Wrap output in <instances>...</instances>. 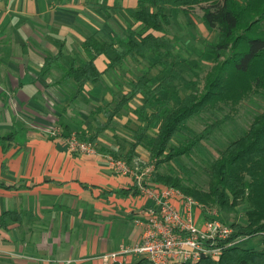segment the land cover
<instances>
[{
	"label": "crops",
	"instance_id": "1",
	"mask_svg": "<svg viewBox=\"0 0 264 264\" xmlns=\"http://www.w3.org/2000/svg\"><path fill=\"white\" fill-rule=\"evenodd\" d=\"M102 2L0 0V138L9 136L0 139V264H112L104 257L140 242L132 220L151 202L135 194L134 181L110 169L108 154L72 153L63 137L47 135L54 124L87 127L86 111L111 95L103 85L116 76L107 71L113 52L96 57L101 78L72 105V87L63 82L72 63L88 60V39L124 38V11L138 5L108 0L105 13ZM58 55L57 65L46 66ZM137 259L122 255L118 261Z\"/></svg>",
	"mask_w": 264,
	"mask_h": 264
},
{
	"label": "trees",
	"instance_id": "2",
	"mask_svg": "<svg viewBox=\"0 0 264 264\" xmlns=\"http://www.w3.org/2000/svg\"><path fill=\"white\" fill-rule=\"evenodd\" d=\"M107 1L103 0L101 5L105 13L108 12ZM196 8L202 12L201 23L205 29L216 35L211 50L213 70L207 77L204 93L191 90L176 107L171 108V96L177 91L171 93L170 87L177 84L182 75L174 58L175 44L165 36L167 29L173 25V16L168 11H178L185 18L184 29L191 30L197 27L193 17ZM124 13L127 26L123 39L118 42L88 39L85 43L88 60L81 64L72 63L65 71L63 82L72 87L69 104L78 100L87 84L99 82L102 74L94 65L99 55L114 53L107 71H115L128 59H152V63L135 76L129 92L113 108H100L103 121L92 119L95 128L89 138L84 133H76L80 140L97 143L126 105L143 96L146 101L142 114L147 107H158L150 115L149 125L138 129L137 142L128 151L126 162L131 164L136 147L146 139L150 141L151 157L159 159L156 164L158 169L160 164L187 157L200 140L222 124L217 119L198 136L188 138L182 146H174L172 140L190 120L212 115L213 109L221 105H235L256 91H261L264 98V30L261 28L264 23V0H138L135 9ZM151 32H161L164 36L156 37ZM58 60L59 55L52 57L46 61V66H55ZM152 70L161 76L156 81L150 76ZM157 122H160V127L156 136L148 138L146 132ZM63 127L66 134L73 131L69 126ZM4 138L9 139V136ZM99 151L110 154L105 149ZM112 155L120 157L117 153ZM206 173L207 190L189 186L181 177L160 174L157 170L152 173L148 187L176 188L199 204L213 207L222 214H234L239 207H245L246 222L244 225L231 224L235 231L232 238L260 235L261 249L246 248V241L244 246L225 251L218 260L204 259L197 264H264V108L240 137L219 151L218 158L209 164ZM133 264L153 263L141 258Z\"/></svg>",
	"mask_w": 264,
	"mask_h": 264
},
{
	"label": "rangeland",
	"instance_id": "3",
	"mask_svg": "<svg viewBox=\"0 0 264 264\" xmlns=\"http://www.w3.org/2000/svg\"><path fill=\"white\" fill-rule=\"evenodd\" d=\"M168 13H171L173 16V25L167 29V34H169L167 37L175 44L174 58L178 63L177 68L182 75L177 84H172L170 87L171 93L174 90L177 91L174 96H171L172 98L170 100V107L174 108L178 105L179 100L189 91L194 90L199 94L204 93L207 77L213 70L211 50L216 35H211L201 23L202 12L199 8H196L193 13L194 20L199 27V29L196 27L194 30L184 29L185 18L179 15L178 11L169 10ZM261 28L264 30V23L261 24ZM200 31H203L207 36L206 39L202 38ZM151 63L152 59L148 61H132L128 59V61L115 69L116 76L114 75L115 77L105 80L103 85L109 89L111 95L106 93L103 98L101 97L104 99L102 106H93L86 111L88 117L87 127L81 130L77 128L73 129L71 133H84L89 138L92 129L95 128V123L92 119L99 117L98 119L103 121L99 111L100 108L103 109L107 106L113 108L122 96L129 92L131 89L130 83L134 82V77L139 75L142 70L148 69ZM151 73L155 75L157 71L152 70ZM153 77L154 81L158 79L157 75ZM256 92L250 93L235 105L228 104L216 107L213 109L214 114L212 115H204L202 118L190 120L185 129L172 140L174 146H182L188 138L198 136L205 130L208 124H213L217 119L222 121V124L215 132L206 135L204 139L200 140L187 157H181L169 163L160 164L157 169L156 164L159 159L151 157L149 148L150 141L145 139L136 147L133 159L129 165L131 167L138 165L140 168L150 167L153 168V173L157 170L160 174L179 176L187 185L207 190L208 176L206 169L209 164L218 158L219 151L224 149L229 142L240 137L248 129L253 119L262 112L264 98L261 96V91ZM164 96L165 94L162 97ZM69 97H67L68 102ZM145 101V97L139 96L132 103L130 102V105L128 104L129 106L126 105L123 112L114 119L111 128L105 132V137H102L103 144H100L99 140L97 143H94L99 153H102L99 151L100 149H105L110 151L108 155L114 157L112 154L117 153L120 157L116 159L127 160L128 151L137 142V137L140 133H138V129L145 127L149 123L150 115L158 107L155 105L147 107L142 114L141 111ZM162 102L164 101L162 100ZM71 109L73 112H70V115H76L75 108L71 107ZM56 111L61 113L60 109ZM78 122L80 123V121ZM159 127L160 122L153 124L146 132V136L148 138L156 136ZM57 128L61 129L60 136L64 139L71 134H66L62 124H54L52 129L55 130ZM48 137L52 139V136L48 135ZM82 140L85 141V139ZM245 212V207H239L234 214L218 213L220 219L226 223L244 225L246 222ZM241 239H246V248L261 249L262 237L260 235H256L253 238L245 236L241 237Z\"/></svg>",
	"mask_w": 264,
	"mask_h": 264
},
{
	"label": "built area",
	"instance_id": "4",
	"mask_svg": "<svg viewBox=\"0 0 264 264\" xmlns=\"http://www.w3.org/2000/svg\"><path fill=\"white\" fill-rule=\"evenodd\" d=\"M47 134L58 137L61 129H50ZM65 141L72 153H99L95 144L80 140L75 133ZM106 159L111 170L130 177L139 194L151 202L132 220L141 229L140 242L131 248L122 246L118 254L104 257L106 262L113 264L122 255H133L153 264H197L204 259L218 260L228 249L244 246L246 239L232 238L231 224L220 219L217 209L201 205L173 187H148L153 168L131 167L110 155Z\"/></svg>",
	"mask_w": 264,
	"mask_h": 264
}]
</instances>
